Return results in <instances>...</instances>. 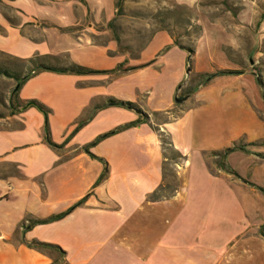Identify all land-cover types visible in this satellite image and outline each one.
Returning a JSON list of instances; mask_svg holds the SVG:
<instances>
[{
  "label": "crops",
  "instance_id": "obj_1",
  "mask_svg": "<svg viewBox=\"0 0 264 264\" xmlns=\"http://www.w3.org/2000/svg\"><path fill=\"white\" fill-rule=\"evenodd\" d=\"M118 1L0 0L1 54L20 61L58 57L54 64L98 72L40 71L22 84L13 105L35 100L48 109L47 118L35 107L0 117V163L17 170L0 176V264H253L244 254L264 245L254 232L255 208L244 203L223 161L211 165L218 156L210 154L219 149L204 138L209 131L206 136L220 139L223 130L205 119L195 130L191 101L216 104L219 90L178 95L186 53L164 30L135 55L114 39L101 41ZM236 1L235 13L226 12L232 23L215 26L229 34L230 46L240 47L238 34L245 33L256 47L264 0ZM176 96L187 99L177 104ZM107 98L134 103L147 121L104 137L87 153L82 147L98 136L140 118L117 106L93 111ZM46 120L57 147L47 140ZM157 129L182 160L164 158ZM165 165L177 186L151 200L164 187ZM62 214L28 227L29 220Z\"/></svg>",
  "mask_w": 264,
  "mask_h": 264
},
{
  "label": "rangeland",
  "instance_id": "obj_2",
  "mask_svg": "<svg viewBox=\"0 0 264 264\" xmlns=\"http://www.w3.org/2000/svg\"><path fill=\"white\" fill-rule=\"evenodd\" d=\"M237 3L236 0H195L193 4L182 0H119L116 15L107 26L109 33L100 40L114 39L135 55L154 33L164 30L173 43L194 45L190 61L187 51L176 46L186 53L185 71L190 69L178 84V95L182 92L202 95L204 90H219L214 99L216 104H211L209 98L204 102L202 97L191 101L195 130L199 132L203 119L221 126L220 139L214 134L206 136L209 131L204 137L221 154V159L215 157L210 163L218 167L223 161L231 180L242 187L244 203L249 201L256 211L254 232L264 239V193L259 189L264 190V86L259 84V79L264 82V33L257 34L256 47L254 43L251 45L250 35L238 34L240 47L235 48L230 46L229 34L219 31L214 23H232L226 12L229 9L234 14L233 5ZM0 9H3L1 4ZM262 10L264 7L260 6ZM0 67L18 72L23 63L0 53ZM215 78L219 80L207 87ZM14 85V79L0 74V114L9 112ZM166 172L160 196H169L176 186L173 169L166 166ZM16 173L15 167L0 163V176ZM255 247L248 248L250 256L244 254V259L264 264V245Z\"/></svg>",
  "mask_w": 264,
  "mask_h": 264
},
{
  "label": "trees",
  "instance_id": "obj_3",
  "mask_svg": "<svg viewBox=\"0 0 264 264\" xmlns=\"http://www.w3.org/2000/svg\"><path fill=\"white\" fill-rule=\"evenodd\" d=\"M174 45L178 46L181 49L186 50L188 53V56H189L188 60L189 61L191 60V57L194 55V49H193L194 45L186 47V46H182V45L178 44L175 41H174ZM58 61H59L58 57L36 56V57L28 59L26 61H20L21 63H23V67L18 72H13V71L8 70L5 67H0V74L6 75L7 77L14 79V81H15V85L11 89V96H10L9 104H8L9 113H13V111H21V110L27 109L29 107H35L36 109H38L40 112H42L44 114L45 119L47 118L48 109L35 100H27L25 102H21L19 105V108H17V109L13 105V97L16 96V94H17L19 88L22 86V84L26 80H28L30 77L34 76L36 73H38L40 71H53V72H58V73L77 74V75H86V74L98 73L97 71H94L90 68L80 66V65H76V64H65V65H59L58 63L54 64ZM219 73H225V72H219ZM214 75H212V76H214ZM259 84L261 85V87L264 86V82L261 79H259ZM107 106H117V107H123L126 109L134 110L140 114V118L138 120L131 122L129 124H126L122 127H118L109 133L98 136L91 143L82 147V149L87 153H89V148L91 146L98 143L104 137L112 135V134H114V133H116L122 129H125L127 127H131V126H134L136 124H139L140 122L147 121V116L144 113H142L141 110L134 103L128 102V101H120V100H117L115 98H107L104 103L96 105L93 108V111L100 109V108H103V107H107ZM3 116H4L3 114H0V117H3ZM85 122H86V119L81 120L79 122V126L83 125ZM44 130H45L46 137H47L49 144L52 146H56V145L52 144L49 140V130H48V125H47V120L45 123ZM157 131H158V135L160 137L161 143H162V147L164 149V152H163L164 158L167 161H171V162H177V161L182 160L184 157L178 151H176L175 149L172 148L171 143H170L167 135H165L163 132H160L158 129H157ZM234 148H236V147H234ZM227 151H231V149H228ZM212 155L220 156L221 154L219 152H212ZM91 156H93V155H91ZM104 174L100 177L99 180H101L104 177ZM172 176L176 181V175L174 172H173ZM166 177H167V172H166V165H165L164 166V180H166ZM164 186H165V184H164ZM176 186H177V182H176ZM162 188L163 187H161L158 191L154 192L152 194V196L150 197V199L151 200H157V199H160L161 197H167V196H160L158 194ZM259 189L264 193L263 189H261V188H259ZM62 216H63V214L52 216V217H49L45 220H29L28 221V227H31V226L36 225V224L48 223L50 221L60 219ZM32 244L35 246H43L42 244H39L36 242H34Z\"/></svg>",
  "mask_w": 264,
  "mask_h": 264
},
{
  "label": "water",
  "instance_id": "obj_4",
  "mask_svg": "<svg viewBox=\"0 0 264 264\" xmlns=\"http://www.w3.org/2000/svg\"><path fill=\"white\" fill-rule=\"evenodd\" d=\"M189 70H190V69H187L186 73H188ZM186 99H187L186 96H179V97L176 96L175 99H174V101H175V103H177V104H181V103H183Z\"/></svg>",
  "mask_w": 264,
  "mask_h": 264
}]
</instances>
